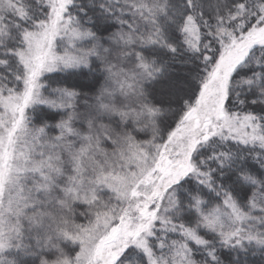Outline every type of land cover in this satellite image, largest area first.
<instances>
[{"label": "snow or ice", "instance_id": "1", "mask_svg": "<svg viewBox=\"0 0 264 264\" xmlns=\"http://www.w3.org/2000/svg\"><path fill=\"white\" fill-rule=\"evenodd\" d=\"M0 264H264V0H0Z\"/></svg>", "mask_w": 264, "mask_h": 264}]
</instances>
